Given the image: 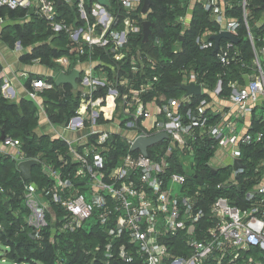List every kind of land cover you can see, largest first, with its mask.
I'll return each instance as SVG.
<instances>
[{
    "label": "built area",
    "instance_id": "2783aa9c",
    "mask_svg": "<svg viewBox=\"0 0 264 264\" xmlns=\"http://www.w3.org/2000/svg\"><path fill=\"white\" fill-rule=\"evenodd\" d=\"M62 1L77 7L78 15L70 23L58 18L51 0H0V7L32 9L54 35L65 33L76 46L77 62L83 56L89 61L95 58L94 68L78 69L77 108L61 125L63 131L83 130L82 135H59L60 145L53 157L43 160L26 156L18 139L5 137L1 141L0 154H6L3 148H14L11 156L16 163L32 158L41 165L45 184L41 188L34 183L24 185L26 226L40 238L48 226L53 237L98 224L106 235L107 264L131 263L135 254L142 264H264V180L244 192L245 206L232 204L226 195L208 199L212 187L237 184L244 171L240 146L259 141L264 134L240 132L235 120L250 112L251 105L264 101V44L255 45L247 21L249 0H240V5L253 51L252 64L243 60L237 44L227 38L220 39L213 55L224 68L238 65L248 69L241 79L228 82V99L236 106L234 119H225V113L220 116L210 109L206 97L182 112L181 103L193 95L180 99L155 93L149 96L156 90L160 73L157 61L138 44L139 39L144 43L142 23L147 20L140 11L141 0H108L107 5L91 0L88 6L86 0ZM194 1L218 26L214 33L205 31L196 36L200 50H213L211 35L221 31L237 37L240 22L226 14L219 0ZM188 10L189 2L186 14L179 18L184 27L191 19L187 21ZM160 45L159 38L150 42L152 48ZM54 61L64 68L70 65L64 56ZM189 82L200 85V95L205 93L210 99L222 90L220 79L208 89L192 71L183 76V83ZM31 84L27 94L33 100L42 90L54 87L48 79H33ZM2 86L1 90H6ZM38 106L44 112L42 104ZM211 114L219 117L211 121ZM159 133H166V137L148 146L146 154L131 149L136 139ZM197 138L213 140L214 154L207 165L213 171L229 168L225 180L212 184L191 177L195 174L191 165ZM125 145L127 150L122 151ZM172 154L183 172L173 169ZM185 154L192 155L189 164L182 158ZM220 155L225 157L223 161L228 160L223 167L215 161ZM235 159L242 166L236 168ZM119 239L124 240L115 254L114 243Z\"/></svg>",
    "mask_w": 264,
    "mask_h": 264
},
{
    "label": "trees",
    "instance_id": "16d2710c",
    "mask_svg": "<svg viewBox=\"0 0 264 264\" xmlns=\"http://www.w3.org/2000/svg\"><path fill=\"white\" fill-rule=\"evenodd\" d=\"M51 1L55 2L59 19L70 23L72 17L78 15L76 5L71 6L64 1L57 5L56 0ZM90 3L91 0H86L87 6ZM263 4L264 0H249L246 7L247 21L257 46L264 44ZM186 11L187 0H151L149 12L146 14V19L153 23L150 40L147 43L138 40L139 46L148 51V54L157 61V69L160 73V81L156 90L149 96L155 93L180 99L184 91L181 90L179 84L183 83V76L192 71L197 74L198 78L205 81L208 89L214 88L220 79L222 90L219 96L228 98L231 92L228 86L229 80L241 79L242 74L248 69H242L238 65L224 68L216 57L211 55L212 49L200 50L195 44L196 36L205 31L214 33L218 31V26L210 19L208 12L197 4L188 26L184 27L179 18L186 14ZM225 11L227 15L236 17L240 22L237 32L239 39L237 48L243 60L251 65L253 51L244 25L240 0H227ZM1 20L14 22L2 28L0 39L10 48H13L16 42L27 48L28 51L20 56L23 63L39 60L40 63L57 69V63L54 61L57 58L67 56L73 62L76 60V46L70 43L65 33L60 32L54 35L46 21L35 11L29 14V10L22 7L10 9L1 6ZM155 38L161 40V45L152 48L150 42ZM174 50H177V53H174ZM85 58L83 56L81 60ZM261 58L264 65V56ZM33 79H48L54 83L50 77L32 74L25 82L27 88ZM2 85L3 76L0 64V135L3 132L5 137L18 139L21 142L23 153L28 157H38L40 160L53 157V151L60 145V142L47 135L35 133L38 125L36 107L28 99H21L19 102L10 101L3 96ZM40 96L44 100L45 110L52 122L63 124L74 115L78 104V93L71 85L57 86L54 83L53 89L42 90ZM203 97L210 101L205 93L193 95L190 101L181 103L180 111L185 112L188 108H194ZM259 108L261 110L258 118L255 117L257 108H254L251 127L247 131L252 135L258 131L264 132V103ZM218 117V115L211 114V121H215ZM211 144L213 140L210 138H197L194 141L191 168L194 169L196 175L191 177L196 176L197 179H206L216 184L225 180L230 170L222 168L213 171L208 167L207 162L214 154ZM126 150L125 145L122 151ZM240 150L244 171L238 176L237 184L222 189L212 187L208 193L209 201L218 195H226L232 204L245 206L244 192L252 189L263 178L264 134L259 141L253 140L248 144H242ZM171 159L174 163L173 169L183 172L182 164L178 161L176 154H172ZM27 183H34L40 188L45 184L41 165L32 167L31 178L24 180L16 169V161L10 155L0 154V188L2 189L0 191V221L2 224L0 244L4 247L6 258L15 264H107L104 257L106 235L98 224L82 227L75 232L54 234L53 237L50 226H48L40 233V238L34 236L32 229L26 226L25 221L28 209L23 204V192L24 185ZM54 207L52 205L53 209ZM123 240L119 239L114 243L115 254ZM96 247H98L97 250ZM118 264H142V259L135 254L133 262L119 261Z\"/></svg>",
    "mask_w": 264,
    "mask_h": 264
},
{
    "label": "crops",
    "instance_id": "0c3cea01",
    "mask_svg": "<svg viewBox=\"0 0 264 264\" xmlns=\"http://www.w3.org/2000/svg\"><path fill=\"white\" fill-rule=\"evenodd\" d=\"M189 2V18H191L194 8L197 5L194 0H188L187 3ZM219 4L221 7L226 6L227 0H219ZM22 22V21H20ZM14 22L11 20H5V21H0V34L2 31V28L6 25H11ZM27 48H24L20 45L19 42H16L15 46L13 48H10L7 46L1 39H0V64L2 66V76H3V89L6 90H1L2 94L8 98L10 101L13 102H19L21 99H28L30 100L33 105L36 107V115L38 117V125L40 122H45L49 126L50 129H52L53 132L49 133L41 129L40 132H38V125L35 128V133L37 135H47L51 139H57L59 135H64L66 136L67 134L70 135L69 138L77 137L80 136L84 133L83 130L77 131V132H68V131H63L61 125L55 122H52L45 110V105H44V100L40 96V92L38 93V97L36 99H30L28 97V90L32 89V84L30 83L29 88L26 87L25 82L28 79V77L32 74H37V75H42L44 77H50L53 80H55L56 75L60 71H64L65 73H69L72 69H89V68H94L95 66V61L93 58L92 61H89V59H85L82 61L76 60L73 62V60H70L67 56L70 65L68 68L61 67L57 63V69H52L42 63H40L39 60H34L30 63H23L20 60V56L22 53L27 52ZM55 83V82H54ZM62 86V85H61ZM73 88V87H72ZM74 89V88H73ZM264 103L263 100H259L256 104L251 105V110L250 112L245 113L242 117H239L235 119L238 124V129L240 132L248 131V129L251 127V122H252V116H253V111L254 108L256 107L255 111V117H259V111L261 110L259 107ZM38 104H42L44 107V112H41L39 109ZM209 107L210 109L219 112L218 114L221 116V113H225V119H228L232 117L233 119L235 118L234 112L236 111V106H234L228 98H221L220 96H214L211 97L210 102H209ZM42 126V125H41ZM58 126L61 128V130H56L54 127ZM54 129V130H53ZM67 133V134H66ZM1 136V135H0ZM1 139H0V144H1ZM3 150L6 151V154L3 155H12L11 153H14L15 149L14 148H3ZM12 157V156H11ZM224 156L220 155L217 158H215V161H218L220 163L219 166L223 167L228 163V160H224ZM17 165V163H16ZM262 180H264V175Z\"/></svg>",
    "mask_w": 264,
    "mask_h": 264
},
{
    "label": "water",
    "instance_id": "95a60500",
    "mask_svg": "<svg viewBox=\"0 0 264 264\" xmlns=\"http://www.w3.org/2000/svg\"><path fill=\"white\" fill-rule=\"evenodd\" d=\"M90 1V0H88ZM100 4L107 5L109 3L108 0H96ZM62 0H56V4L60 5ZM151 0H142V6L140 11L143 14H147L150 9ZM264 9V4H263ZM33 12L32 9H29V14ZM153 26V23L149 20H144L142 23V41L145 43L149 39V35L151 34V27ZM221 38H227L231 40L233 43L237 44L239 42V39L235 37L234 35L228 33L227 31H221L217 34L211 35V39L214 41V48L211 52V55L213 56L216 50L219 46V41ZM182 40V37L180 38ZM80 71L78 69H72L69 73H65L64 71H60L56 77H55V85H65L69 84L74 89L77 87V78L79 77ZM181 90L184 91V96H190V95H200L201 94V88L200 85H197L193 82H189L187 84L181 83L179 84ZM166 137V133H159L155 136L149 137V138H138L136 139L131 149H139L143 154H146V148L150 145H153L160 141L161 139ZM5 138L4 133H1L0 139L3 140ZM39 162L36 159H25L17 163L16 169L20 172L22 178L24 180H29L31 178V169L34 166H38ZM234 166L236 168L242 166L239 159H235ZM112 264H118L117 262H113Z\"/></svg>",
    "mask_w": 264,
    "mask_h": 264
},
{
    "label": "rangeland",
    "instance_id": "374dc122",
    "mask_svg": "<svg viewBox=\"0 0 264 264\" xmlns=\"http://www.w3.org/2000/svg\"><path fill=\"white\" fill-rule=\"evenodd\" d=\"M190 14V13H189ZM189 14L187 16V21H189ZM261 61H262V58H261ZM42 125V126H41ZM56 130H61L60 127L58 126H55L54 127ZM41 129H44L49 133L53 132L52 129L49 128V126L47 125L46 123V120L45 122H40L39 125H38V132L41 131ZM54 130V129H53ZM62 131V130H61ZM52 134V133H51ZM67 134V133H66ZM66 137H70L69 134L66 135ZM182 158L185 160L186 163H190L191 160H192V155L190 154H185V155H182ZM0 264H15L13 263L12 261H10L9 259L6 258L5 256V252H4V247L0 244Z\"/></svg>",
    "mask_w": 264,
    "mask_h": 264
}]
</instances>
